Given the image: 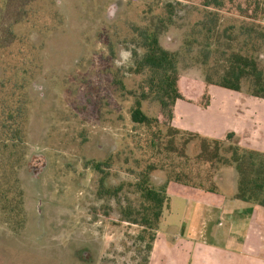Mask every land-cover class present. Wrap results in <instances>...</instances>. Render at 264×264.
<instances>
[{"label": "rangeland", "instance_id": "rangeland-1", "mask_svg": "<svg viewBox=\"0 0 264 264\" xmlns=\"http://www.w3.org/2000/svg\"><path fill=\"white\" fill-rule=\"evenodd\" d=\"M154 1L0 0V87L5 83L27 99V148L18 171L24 202L16 218L0 204V264H152L163 214L157 222L138 183L148 164L178 161L167 159L164 147L158 154L151 140L158 129L166 139L169 125L180 124L150 99L143 109L160 124L132 120L147 77L134 72L135 51L142 50L133 32ZM165 1L176 0H161L153 15H170ZM178 1L174 25L160 42L181 55L178 85L184 99L206 105L217 85L209 90L202 65L193 59L203 51V33L196 34L191 54L184 46L195 37L191 21L204 19L197 10L201 0ZM258 3L257 16L264 20V0L228 2L220 13L223 27L249 23L242 14H254ZM121 49L132 56L117 67L113 61ZM259 54L264 65V41ZM182 104L187 111L189 104ZM182 134L179 141L188 137ZM229 134L239 141L235 132ZM198 141L189 144L190 156L199 152ZM168 171H154L150 185H165ZM216 173L218 185L231 191L235 166L223 165ZM184 189L190 188L170 186L173 192Z\"/></svg>", "mask_w": 264, "mask_h": 264}, {"label": "trees", "instance_id": "trees-1", "mask_svg": "<svg viewBox=\"0 0 264 264\" xmlns=\"http://www.w3.org/2000/svg\"><path fill=\"white\" fill-rule=\"evenodd\" d=\"M160 2L154 1L147 11H143L145 21L136 25L133 32V41L138 50H142V54L135 51L134 72H146L147 77L139 86L142 92L137 95L131 115L134 123L147 127L153 122L159 125L160 119L146 113L143 109L144 101H156L163 114L172 121L176 103L184 99L178 85L181 55L160 42V36L174 25L173 17L182 3L178 0L165 1L170 15L164 17L153 15L154 5ZM228 2L235 4V0H201L197 10L204 13V19L191 21L195 37L186 40L184 46L188 54H191L193 43L198 40L196 34L203 33L204 38L200 43L203 51H198L193 59L202 65L207 85L242 91L246 84L250 95L264 99V65L260 60L262 56L257 55L260 42L264 41V20L257 16L260 4L256 7L254 5V14L248 11L247 14L241 13L249 23H243L238 28L233 24L223 27V16L220 13ZM240 38H244L243 41ZM0 90L3 91L0 97V204L3 211L16 218L22 212L24 202L18 171L24 164L27 148V99L25 93H17L5 83H2ZM182 132L187 133L188 137L179 141L178 136L183 135ZM163 136L162 129L155 131L151 140L152 147L158 154H163L164 147L167 159L178 161L169 165L164 160L148 164L142 181L138 183L146 199L153 204L157 222L168 201L166 191L170 181L218 192L216 171L223 165H234L237 170L239 180L236 198L264 207V152L240 146L233 141V134H229L225 140L210 139L198 132L182 131L172 124L168 127L167 138ZM195 139L199 140V152L190 156L187 149ZM167 166H170V170L166 169ZM158 169L169 170L167 182L161 188L150 185L151 174ZM145 224H151L148 217H145Z\"/></svg>", "mask_w": 264, "mask_h": 264}, {"label": "crops", "instance_id": "crops-1", "mask_svg": "<svg viewBox=\"0 0 264 264\" xmlns=\"http://www.w3.org/2000/svg\"><path fill=\"white\" fill-rule=\"evenodd\" d=\"M213 88L206 105L180 99L173 117L180 124L174 126L210 139L235 132L240 146L264 152V99L245 90ZM238 180L236 173L231 191L217 183L218 192L181 183L190 189L173 192L170 181L152 264H264V207L236 198Z\"/></svg>", "mask_w": 264, "mask_h": 264}, {"label": "clouds", "instance_id": "clouds-1", "mask_svg": "<svg viewBox=\"0 0 264 264\" xmlns=\"http://www.w3.org/2000/svg\"><path fill=\"white\" fill-rule=\"evenodd\" d=\"M131 56H132V52L130 50L121 49L119 52L118 58L114 59L113 63L117 67H120L126 64L127 62H129V60L131 59Z\"/></svg>", "mask_w": 264, "mask_h": 264}]
</instances>
